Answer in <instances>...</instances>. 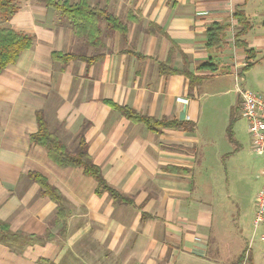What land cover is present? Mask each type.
<instances>
[{"label":"crops","instance_id":"crops-1","mask_svg":"<svg viewBox=\"0 0 264 264\" xmlns=\"http://www.w3.org/2000/svg\"><path fill=\"white\" fill-rule=\"evenodd\" d=\"M14 1L19 8L1 20L3 26L33 35L34 43L0 75V264H264V243L252 252L245 237L258 192L247 199L227 191L231 174L241 167L229 165L231 173L227 159L239 150L216 151L221 166H213L211 139L199 128L203 82L229 76L240 65L241 71L248 62L244 48L234 44L240 27L235 9H243L253 24L244 36L256 51L249 71L264 56V0H88L128 27L123 36L102 21L98 46L77 36L53 7ZM216 20L231 24L219 51L207 46L206 36ZM55 52L102 57L89 63L53 58ZM209 57L219 70H198ZM163 62L177 71L162 72ZM185 69L203 82L190 90ZM107 101L185 125L153 131ZM38 110L71 149L83 132L108 183L133 203L98 194L96 179L82 167H61L45 146L32 142ZM32 171L67 199L66 221L41 194Z\"/></svg>","mask_w":264,"mask_h":264},{"label":"trees","instance_id":"trees-1","mask_svg":"<svg viewBox=\"0 0 264 264\" xmlns=\"http://www.w3.org/2000/svg\"><path fill=\"white\" fill-rule=\"evenodd\" d=\"M48 6L53 7L62 16L67 17L77 36L84 38L85 41L94 46L102 44L103 33L101 29V22L106 21L109 31H120L123 36H126L128 27L118 16H115L107 8L100 6H91L88 0H80L77 3H70L68 1L60 0H39ZM19 6L14 0H0V16L8 19L17 12ZM233 16L239 23V29L234 33V44L237 47H243L247 53V64L239 72L240 76L244 77L245 73L249 71L255 64V49L249 45V42L244 38L246 34L253 28V24L243 9H235ZM231 24L223 21H213L209 24L206 30L207 46L221 50L227 44V31L230 30ZM34 43L33 35L18 31L11 26L0 27V75L2 71L9 65L15 63L20 54L27 48L32 47ZM217 55V54H216ZM62 57L65 59L81 58L89 63L97 61L102 57L101 53L91 55L90 57L76 54H61L53 53V58ZM169 62L161 63V71L164 73L176 72L177 69H171ZM171 67V66H170ZM219 62L215 57H209L208 60L200 64L198 70H209L216 72L219 70ZM190 80V90L195 86L200 85L204 77H199L191 71L183 70ZM110 105L118 110L122 115L134 122L144 123L149 129L153 131H160L162 127H182L185 122L179 120H168L166 118H155L146 114H142L134 108L127 105H119L112 101H107ZM38 130L31 135V141L41 144L46 147L49 157L61 167L77 166L82 167L84 173L96 179L98 185L96 192L103 194L104 192L117 202L132 204L133 200L120 192L115 187L111 186L105 178L102 169L97 165L88 151V143L81 132L78 135V141L75 148H69L60 137L52 132L49 128L48 121L45 118L43 110L37 111ZM40 186V191L43 196H48L57 204V215L66 221L70 210L66 205L67 199L62 192L55 186L51 185L48 179L41 173L32 171L29 173ZM241 261L243 259H240ZM239 261V263L241 262Z\"/></svg>","mask_w":264,"mask_h":264},{"label":"rangeland","instance_id":"rangeland-1","mask_svg":"<svg viewBox=\"0 0 264 264\" xmlns=\"http://www.w3.org/2000/svg\"><path fill=\"white\" fill-rule=\"evenodd\" d=\"M3 18L0 16V27L4 25ZM85 40V39H84ZM229 76H220L217 79H206L201 87L200 92V109L202 110V120L200 125L201 135L211 139V149L213 166H221L220 162L215 159V152L224 154L228 151L238 149L239 152L233 157L227 159V167H238L234 174L229 178L227 191L234 197L235 193L249 199L254 197L258 189L262 186L264 179L259 177L264 162V156L258 155L252 148V136L248 128L246 117L238 113L237 103V82L239 85L254 92L264 95V56L261 61L249 72L242 77L239 75L240 68ZM203 92H207L203 94ZM211 125L212 131L208 133L207 127ZM203 140V139H202ZM201 146H205L203 142ZM224 161L226 160V157ZM229 171L233 173L229 166ZM248 197H247V196ZM249 215L252 212L249 210ZM264 231L262 224L254 232L253 224L248 225V231L245 234L247 245H251V251L255 252L264 240L261 239V233Z\"/></svg>","mask_w":264,"mask_h":264},{"label":"built area","instance_id":"built-area-1","mask_svg":"<svg viewBox=\"0 0 264 264\" xmlns=\"http://www.w3.org/2000/svg\"><path fill=\"white\" fill-rule=\"evenodd\" d=\"M239 93L238 111L248 120L253 150L264 155V95L242 87L237 82ZM264 177V168L261 171ZM264 223V184L255 198L254 232ZM264 239V236H262Z\"/></svg>","mask_w":264,"mask_h":264}]
</instances>
